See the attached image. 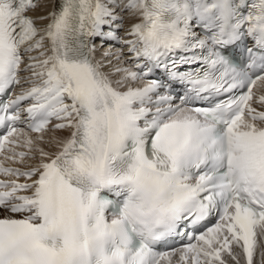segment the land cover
Returning a JSON list of instances; mask_svg holds the SVG:
<instances>
[{
	"label": "snow or ice",
	"instance_id": "6c2138e0",
	"mask_svg": "<svg viewBox=\"0 0 264 264\" xmlns=\"http://www.w3.org/2000/svg\"><path fill=\"white\" fill-rule=\"evenodd\" d=\"M42 2L0 0V264H264V0Z\"/></svg>",
	"mask_w": 264,
	"mask_h": 264
},
{
	"label": "bare ground",
	"instance_id": "6f19581e",
	"mask_svg": "<svg viewBox=\"0 0 264 264\" xmlns=\"http://www.w3.org/2000/svg\"><path fill=\"white\" fill-rule=\"evenodd\" d=\"M51 7H52V0H43L42 5H41V8L40 9H37V11L36 12H33V14L34 15L42 14L43 12L49 11L51 9ZM125 19H126L127 26H129L131 23L136 22L134 18H130V17H127V16H126ZM38 23H41V22H38ZM106 49L107 48H103L102 51H101V53L104 50H106ZM112 50H114V49H112ZM61 134H63V133H57V135H61ZM31 135L35 136L34 134H31ZM48 135L50 136V135H52V133H49ZM34 163H35L34 160H31L30 158H26L24 165L27 166L29 164H34ZM257 259H258V257H257Z\"/></svg>",
	"mask_w": 264,
	"mask_h": 264
}]
</instances>
